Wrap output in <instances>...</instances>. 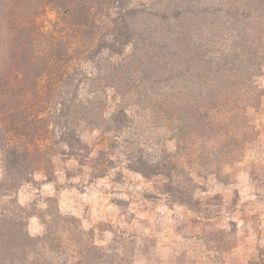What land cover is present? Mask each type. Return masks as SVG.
Returning <instances> with one entry per match:
<instances>
[{
    "label": "trees",
    "instance_id": "trees-1",
    "mask_svg": "<svg viewBox=\"0 0 264 264\" xmlns=\"http://www.w3.org/2000/svg\"><path fill=\"white\" fill-rule=\"evenodd\" d=\"M261 79L264 0H0V264L151 256L132 237L105 245L54 196L45 207L20 202L36 174L54 176L57 158L93 177L120 161L156 178L155 196L210 228L207 262L178 251L170 264H226L237 227H212L224 201L202 195L199 179L227 175L258 134ZM147 125L158 131L142 141L137 130ZM246 264H264V246Z\"/></svg>",
    "mask_w": 264,
    "mask_h": 264
},
{
    "label": "rangeland",
    "instance_id": "rangeland-1",
    "mask_svg": "<svg viewBox=\"0 0 264 264\" xmlns=\"http://www.w3.org/2000/svg\"><path fill=\"white\" fill-rule=\"evenodd\" d=\"M260 82L264 83V79ZM253 124L258 134L243 143L244 152L239 161L226 166L227 175L199 179L202 195L218 193L224 201V220L212 227L227 225L229 220L237 227V245L226 256V264H246L264 246V98ZM137 131L143 135L142 141H148L150 133L156 135L158 130L147 125ZM152 147L146 150L152 152ZM55 164L53 177L38 173L21 187L22 204L45 207L46 198L56 197L62 212L79 217L87 229L95 228L96 236L105 245L116 235L143 243L151 256L140 259V264H170L173 253L178 251L187 252L199 263L207 262L204 257L209 251L205 250L203 237L210 228L202 224L193 227L188 224L191 212L155 196L156 178H146L120 161L108 175L99 178L74 159L57 158ZM29 227L32 233H40V218L33 217Z\"/></svg>",
    "mask_w": 264,
    "mask_h": 264
}]
</instances>
